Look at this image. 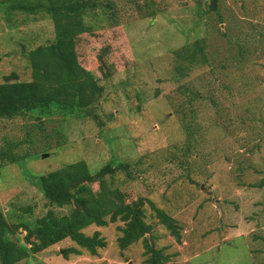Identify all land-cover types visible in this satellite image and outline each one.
<instances>
[{
    "label": "rangeland",
    "instance_id": "rangeland-1",
    "mask_svg": "<svg viewBox=\"0 0 264 264\" xmlns=\"http://www.w3.org/2000/svg\"><path fill=\"white\" fill-rule=\"evenodd\" d=\"M148 1L157 9L152 16L135 0H116L120 27L86 35L79 46L92 68L85 54L90 44L111 41L122 68L102 82L103 125L59 114L43 131L22 117L0 121V148L17 141L18 154L36 152L23 162L0 160V209L10 218L31 206L34 220L49 209L38 175L81 159L93 172L141 159L144 172L135 179L120 172L117 185L181 224L178 242L148 205L155 246L172 256L166 264H264V0H218L215 10L211 0ZM54 35L47 15L8 17L0 6V82L12 72L31 80L24 51ZM203 37L207 62L177 77L173 51ZM121 225L85 229L106 238L99 255L84 249L66 258V248L79 247L67 238L16 264H146L142 240L119 247ZM24 234H17L21 242Z\"/></svg>",
    "mask_w": 264,
    "mask_h": 264
},
{
    "label": "trees",
    "instance_id": "trees-1",
    "mask_svg": "<svg viewBox=\"0 0 264 264\" xmlns=\"http://www.w3.org/2000/svg\"><path fill=\"white\" fill-rule=\"evenodd\" d=\"M135 3L146 11L147 16L156 13L152 1L135 0ZM0 6L8 17L16 11L47 15L55 33L47 43L24 51L32 69L31 80H20L16 72L3 76L0 121L22 117L32 120L33 128L43 131L46 121L59 114L90 118L103 125L99 105L106 88L102 82L110 80L122 68L117 63L111 41L95 40L90 44L85 54L87 60L93 62L92 68L82 62L79 46L86 35L111 33L120 27L121 12L116 0H0ZM209 7V10L217 9L218 0H211ZM206 48L203 37L174 50L175 75L185 78L193 68L207 62ZM27 137L30 144L35 143L32 135ZM18 145L17 141L8 142L0 148L3 164L23 162L36 153L18 154L15 151ZM141 164V159L117 161L93 172L88 162L81 159L38 175L36 180L48 200L49 209L34 220L29 219L31 206L22 207L10 218L0 209V264H16L67 238L79 247L66 248V258L70 254H81L84 249L91 255H99V249L107 246L106 238L99 230L89 234L85 229L91 225L104 227L117 221L123 222L117 240L121 249L142 240L146 264L169 262L171 254L155 246L154 224L148 220V205L158 223L182 242L179 221L146 197L130 199V192L117 185L120 172L131 179L139 177L144 172L140 171ZM20 231L25 233L24 242L17 236Z\"/></svg>",
    "mask_w": 264,
    "mask_h": 264
}]
</instances>
